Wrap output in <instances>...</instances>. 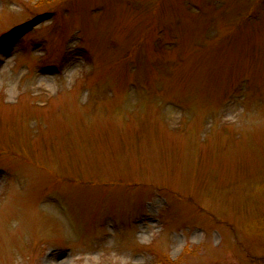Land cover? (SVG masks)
<instances>
[{"label":"rangeland","instance_id":"rangeland-1","mask_svg":"<svg viewBox=\"0 0 264 264\" xmlns=\"http://www.w3.org/2000/svg\"><path fill=\"white\" fill-rule=\"evenodd\" d=\"M0 264H264V0H0Z\"/></svg>","mask_w":264,"mask_h":264}]
</instances>
